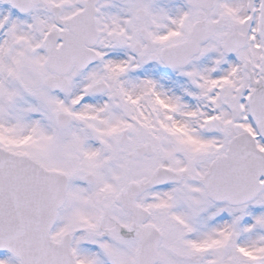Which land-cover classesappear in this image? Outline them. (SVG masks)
Instances as JSON below:
<instances>
[{
	"label": "snow or ice",
	"instance_id": "obj_1",
	"mask_svg": "<svg viewBox=\"0 0 264 264\" xmlns=\"http://www.w3.org/2000/svg\"><path fill=\"white\" fill-rule=\"evenodd\" d=\"M0 264H264V0H0Z\"/></svg>",
	"mask_w": 264,
	"mask_h": 264
}]
</instances>
